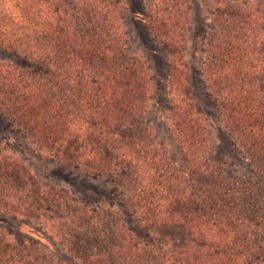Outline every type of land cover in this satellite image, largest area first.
Listing matches in <instances>:
<instances>
[{"label":"trees","instance_id":"obj_1","mask_svg":"<svg viewBox=\"0 0 264 264\" xmlns=\"http://www.w3.org/2000/svg\"><path fill=\"white\" fill-rule=\"evenodd\" d=\"M125 7L22 0L17 16L0 7V218L12 221L0 219V264H264L258 9L225 0L201 16L199 91L183 49L190 1L138 5L143 39L167 52L173 154L147 115L150 52L131 48L128 27L139 23ZM22 142L69 188L38 179L16 150Z\"/></svg>","mask_w":264,"mask_h":264},{"label":"rangeland","instance_id":"obj_2","mask_svg":"<svg viewBox=\"0 0 264 264\" xmlns=\"http://www.w3.org/2000/svg\"><path fill=\"white\" fill-rule=\"evenodd\" d=\"M191 6V15L192 25L190 31L187 32L188 36L186 37V43L184 45V55L185 61L189 65V76L196 85L197 89L201 91V82H200V73L197 71V67L199 66V60L197 56L193 54L195 47L198 45V41L196 40L195 33L198 31L199 27V19L201 16L210 17V11H214L218 4H222L225 0H189ZM248 2L252 5L253 10L258 9L257 13V21L258 26L261 27V32L263 35V46H264V0H242ZM19 3V6H16V3ZM22 0H0V7L7 13L13 14V16H17L18 11L20 9V3ZM124 3L128 5L126 8V12L132 13L136 19H138V26H134L133 24L129 25V31L134 34L132 36V40H129L132 49H139V53L142 54L148 49L149 53V61L151 65L150 73L151 77V100L148 103V118L150 119L151 124L154 126L155 137L166 143L169 151L173 154H177L176 142L174 141L172 134L170 132V126L168 121L165 118V108L168 104L167 96L165 94V68H166V59L167 52L165 50V45L162 43L160 39L156 37L150 36V40L146 38L143 39V29L146 27V20L143 18V11L138 7L139 4H143V0H124ZM224 8L225 5H222ZM130 9V10H129ZM142 21V22H141ZM198 23L196 24L195 22ZM194 26V27H193ZM260 32V33H261ZM143 36V37H142ZM152 36V37H151ZM142 49V52H141ZM145 55V54H144ZM6 54L0 51V58L5 57ZM202 107L205 105L202 104ZM216 137L219 136V132L216 130ZM17 137V134L14 135ZM16 150L20 153L22 160L25 161V164L29 166V168L34 171V174L38 179L47 181L52 183L54 181H60L59 184L64 186L66 189L69 188V185L65 180H56V177L51 174V171L54 170L55 166L53 161L47 159L46 157H41L37 151L34 150L27 143L22 142L16 147ZM68 175L64 176L67 178ZM9 216L3 215L1 219V223L3 227L7 226L9 228L10 223H12ZM125 224L127 226L134 227V223L132 221H126ZM21 231L27 232L34 239H40L43 243L48 245L51 244V239L46 234H38L35 230L32 232L26 228L25 226H21Z\"/></svg>","mask_w":264,"mask_h":264}]
</instances>
